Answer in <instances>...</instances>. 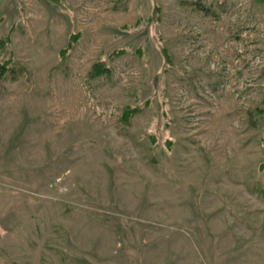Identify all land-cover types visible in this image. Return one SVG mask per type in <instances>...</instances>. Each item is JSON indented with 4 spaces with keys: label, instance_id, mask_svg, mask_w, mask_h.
Returning <instances> with one entry per match:
<instances>
[{
    "label": "rangeland",
    "instance_id": "1",
    "mask_svg": "<svg viewBox=\"0 0 264 264\" xmlns=\"http://www.w3.org/2000/svg\"><path fill=\"white\" fill-rule=\"evenodd\" d=\"M0 264H264V0H0Z\"/></svg>",
    "mask_w": 264,
    "mask_h": 264
}]
</instances>
